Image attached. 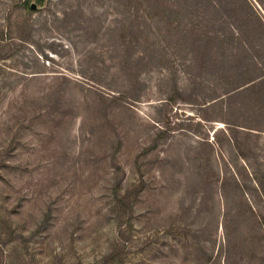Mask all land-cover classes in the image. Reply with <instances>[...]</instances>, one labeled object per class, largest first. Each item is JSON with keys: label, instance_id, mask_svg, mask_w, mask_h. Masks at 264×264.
Masks as SVG:
<instances>
[{"label": "rangeland", "instance_id": "374dc122", "mask_svg": "<svg viewBox=\"0 0 264 264\" xmlns=\"http://www.w3.org/2000/svg\"><path fill=\"white\" fill-rule=\"evenodd\" d=\"M244 1L0 0V264H264Z\"/></svg>", "mask_w": 264, "mask_h": 264}, {"label": "trees", "instance_id": "16d2710c", "mask_svg": "<svg viewBox=\"0 0 264 264\" xmlns=\"http://www.w3.org/2000/svg\"><path fill=\"white\" fill-rule=\"evenodd\" d=\"M185 1H186V0H185ZM242 1H244V0H242ZM244 3H245V1H244ZM184 8L186 9V6H184ZM188 9L190 10V8H188ZM256 20H258V19H256ZM221 22H222V24H223V23L225 22V20L222 19ZM258 23L260 24V26L262 25L261 22L258 21ZM234 24H235L238 28H241V27H242V26H241V22H238V23H235V22H234ZM190 25H191V24H190ZM207 27H208V28H211V29H213V27H217V28H218L217 24L215 23V19L210 18V19H209V22L207 23ZM212 31H215V30H212ZM212 31H211V32H212ZM234 39H235L234 34H233V32H231V33L227 34V36H225L223 39H222V38L219 39V43L223 42V40H230V41L233 42ZM216 40L218 41V39H216ZM225 43H227V41H226ZM224 56H225V55L223 54L222 57H224ZM224 58H225V57H224ZM224 58H223V59H224Z\"/></svg>", "mask_w": 264, "mask_h": 264}, {"label": "water", "instance_id": "95a60500", "mask_svg": "<svg viewBox=\"0 0 264 264\" xmlns=\"http://www.w3.org/2000/svg\"><path fill=\"white\" fill-rule=\"evenodd\" d=\"M30 8H32V9L36 8V4L35 3H31L30 4Z\"/></svg>", "mask_w": 264, "mask_h": 264}, {"label": "bare ground", "instance_id": "6f19581e", "mask_svg": "<svg viewBox=\"0 0 264 264\" xmlns=\"http://www.w3.org/2000/svg\"><path fill=\"white\" fill-rule=\"evenodd\" d=\"M219 126V125H218Z\"/></svg>", "mask_w": 264, "mask_h": 264}]
</instances>
